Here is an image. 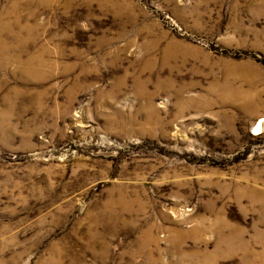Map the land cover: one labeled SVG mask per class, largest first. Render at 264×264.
<instances>
[{
  "label": "rangeland",
  "instance_id": "obj_1",
  "mask_svg": "<svg viewBox=\"0 0 264 264\" xmlns=\"http://www.w3.org/2000/svg\"><path fill=\"white\" fill-rule=\"evenodd\" d=\"M0 264H264V0H0Z\"/></svg>",
  "mask_w": 264,
  "mask_h": 264
},
{
  "label": "bare ground",
  "instance_id": "obj_2",
  "mask_svg": "<svg viewBox=\"0 0 264 264\" xmlns=\"http://www.w3.org/2000/svg\"><path fill=\"white\" fill-rule=\"evenodd\" d=\"M263 129V124H260L259 123V127H258V130L261 131ZM263 131V130H262Z\"/></svg>",
  "mask_w": 264,
  "mask_h": 264
}]
</instances>
